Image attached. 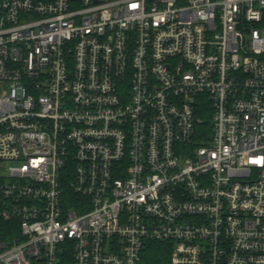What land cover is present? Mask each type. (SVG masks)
Returning <instances> with one entry per match:
<instances>
[{
	"label": "built area",
	"instance_id": "built-area-1",
	"mask_svg": "<svg viewBox=\"0 0 264 264\" xmlns=\"http://www.w3.org/2000/svg\"><path fill=\"white\" fill-rule=\"evenodd\" d=\"M0 170V264H264V0H0Z\"/></svg>",
	"mask_w": 264,
	"mask_h": 264
},
{
	"label": "trees",
	"instance_id": "trees-1",
	"mask_svg": "<svg viewBox=\"0 0 264 264\" xmlns=\"http://www.w3.org/2000/svg\"><path fill=\"white\" fill-rule=\"evenodd\" d=\"M200 117L204 120L203 124L200 126V130L204 132H210L212 117L205 111L200 113ZM151 257L153 259V262H151L152 264H160L163 261H166L167 254L164 253V250L161 247H157L151 252Z\"/></svg>",
	"mask_w": 264,
	"mask_h": 264
},
{
	"label": "rangeland",
	"instance_id": "rangeland-1",
	"mask_svg": "<svg viewBox=\"0 0 264 264\" xmlns=\"http://www.w3.org/2000/svg\"><path fill=\"white\" fill-rule=\"evenodd\" d=\"M4 172L2 170H0V175H2Z\"/></svg>",
	"mask_w": 264,
	"mask_h": 264
}]
</instances>
